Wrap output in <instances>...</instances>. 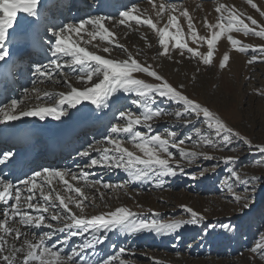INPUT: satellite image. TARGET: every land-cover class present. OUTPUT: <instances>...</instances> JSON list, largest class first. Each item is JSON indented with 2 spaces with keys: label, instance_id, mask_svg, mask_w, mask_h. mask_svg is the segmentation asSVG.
Listing matches in <instances>:
<instances>
[{
  "label": "rangeland",
  "instance_id": "rangeland-1",
  "mask_svg": "<svg viewBox=\"0 0 264 264\" xmlns=\"http://www.w3.org/2000/svg\"><path fill=\"white\" fill-rule=\"evenodd\" d=\"M74 2L69 0L60 1L63 5L70 4L69 6H73ZM111 2L117 7L116 11L112 13L114 18L109 19L111 21L104 19L105 27L114 34L110 41H105L99 36L93 38L83 30L80 34H70L69 41L74 40L80 46L85 47L86 50L105 58L123 61L131 55L142 65H151L173 86L183 84V91L186 95L216 111L228 127L239 132L253 146L264 145V95H262L264 93V54H260V59L256 62L248 63L257 55L252 49L264 47V38L251 33L245 35L243 32H225L214 46L212 64L205 66L200 58L192 57L186 49L184 55L181 56L180 49L173 47L174 41L169 43V56L171 59L160 55L162 49L159 45L158 33L147 25H137L135 21H128L124 25L119 23L121 19L119 12L125 8H120L118 3H122V6L124 5L126 8L136 6L143 18H151L158 28H163L167 24L169 15H175L178 17L177 22L182 32V41L195 49L197 44L193 42L188 34V18L181 15V12L185 9L188 11L193 26L200 36L210 34V29L204 23L205 18H207L210 25L217 23L218 14L215 9L220 4H225L229 8L235 6L237 13H243L244 16L251 15L258 21V24L264 25V17H260L247 3V0H118L117 2L112 0ZM253 2L264 10V0H253ZM162 3L166 5L175 4L176 10L165 9L164 13L157 15L159 6ZM91 5H93L95 12L100 13L94 12L95 14H91V10L89 12L86 5L84 9L80 6L81 13L86 12V14L77 21L71 17L68 18L70 19L69 24L71 21L76 24L86 17H111L107 15L110 10L102 7V5L111 7L109 2L100 1L99 3L98 0H94ZM102 12L106 13L103 14ZM86 27L88 31L92 30L90 25ZM169 30L173 33L177 31V29L171 27H169ZM256 30H259V28ZM229 35L240 43L249 46V51H237L236 49L239 48L240 44L232 46L228 41ZM81 36L83 39H81ZM105 48L109 51L105 52ZM198 50L206 54L208 50L206 42L201 44ZM225 53L229 54L230 60L227 66L221 69L219 64ZM67 71L71 72L73 74L71 76L76 78H66L61 82L51 80L44 82V84L41 83L46 88L45 91L53 94L68 93L72 87H89L102 78L94 76L93 81L86 82V77L84 81H81L78 80L72 69L67 68L64 70L66 74H68ZM133 75L135 78L143 79L147 83H156L153 78L145 73H133ZM70 84L72 85L70 86ZM34 88L36 90L44 89L39 85ZM122 95L127 96L125 101L129 104H125L126 106L121 111L131 109L134 115L142 112V109L131 103L133 99L137 98L134 94H125L122 91L116 94L117 97ZM23 100V103H30L31 95L27 93ZM54 103L55 100L49 101L48 105ZM111 104L110 100L108 106ZM112 105L114 106V104ZM88 106L87 111L91 115L104 112V118H97L105 119L108 123L115 116L118 109L113 107L110 110L112 113H109L107 107L97 108L91 104ZM82 107L83 105L80 107L79 112H83ZM152 107H159L165 109L168 113H173V115L165 114L155 117L150 121L153 125V134L159 133L162 137L171 139L167 136V133L172 130L176 132L177 140L191 136L193 137L192 142L179 145V147L184 149L185 152L204 153L212 158L208 159L205 155L181 158L178 149L170 147L169 150L175 153L174 157L169 160L170 164L175 168L177 162H179L183 172L181 173L177 168V176L164 178L163 187L156 186L155 180L145 179L140 182H131L122 169L113 172L99 167L98 169H85V171L91 173L89 180L102 179L110 181L113 185L124 183V186L105 189L97 184L94 187H85L82 182L74 181V183L71 176L68 177V180L72 181L74 186L81 187L89 197L87 203L90 206H86L84 211L87 216L98 215L116 207L125 206L144 217H151L152 212H155L159 214L157 218L164 221L191 220V215L182 207L188 206L199 213L203 219L196 225L187 224L177 233L170 235H154L149 232L126 235L115 231L111 232L108 240L103 245L90 250L91 259L88 264H97L105 257L113 255L120 247L125 248L127 252L122 256H118V259L113 261L112 264H120V260H123L124 264H264V257L251 250L262 242L261 238H264V155L258 153L255 147L249 149L244 140L236 138H233L232 144L229 146L231 150L206 146L205 139L214 138V135L205 124L193 120V123L186 127L182 119H177L174 116V113L179 110V106L170 104L167 101H162ZM107 113H109V116L106 115ZM115 122L120 123L118 126L127 124V120L119 119ZM193 128H199L201 135L198 136ZM64 130L68 131L69 129L65 128ZM137 130L146 133L142 125L138 126ZM121 137L123 138V147L135 155H143L135 147V144L128 139L127 134H123ZM102 143L97 148L101 149L103 145L104 148H112L108 142L103 141ZM161 155L163 158H168L165 153H161ZM227 157L234 158L235 162L225 163ZM85 163L86 161L80 165L83 166ZM233 169L240 176L239 182L231 176ZM71 171L79 175L80 169L76 167ZM249 179L253 180L251 187L254 191L245 192L243 181ZM229 186L232 187V191H228ZM93 188H97L98 192L93 191L90 193ZM62 192L64 195H68L65 190H62ZM234 194L242 197L245 195L253 196L255 197V203L252 204L250 200L247 201L252 206L244 209L242 205L246 201L243 199L239 202L235 201ZM101 195L103 199L100 198ZM70 207L79 214V210L73 205H70ZM0 219H3L2 212H0ZM49 222L53 225H59L52 221ZM231 226H235L234 230ZM46 229L48 230V228ZM61 236L62 239L60 237V240H53V243L49 242L48 244L56 245L64 239V234ZM28 238L32 239V236L29 235ZM81 240V237H73L70 243L65 245L59 243L57 247L61 248L64 258L67 259V256L72 254V248L78 246ZM16 241H20V245H17V247L22 246L23 238L16 239ZM35 242L33 240V243ZM112 245L116 247L113 248ZM12 247L13 244L7 241L5 248L11 249ZM24 247L26 248V246ZM261 251H264V248ZM22 253L26 255V252ZM3 254L10 255V252L6 250ZM0 264H5V262L0 259ZM64 264L66 263L64 262Z\"/></svg>",
  "mask_w": 264,
  "mask_h": 264
},
{
  "label": "snow or ice",
  "instance_id": "snow-or-ice-1",
  "mask_svg": "<svg viewBox=\"0 0 264 264\" xmlns=\"http://www.w3.org/2000/svg\"><path fill=\"white\" fill-rule=\"evenodd\" d=\"M247 3L260 17H264V10L257 3L253 0H247ZM58 6L53 3L51 8H45L43 0H0V82L7 83L15 78L16 62L12 60V51L8 44L12 38V33H15L17 28L20 27L21 20H24L31 28V31L25 28L18 33L25 42V47L43 49L45 47V37H47V48L51 54L47 65L32 63L29 66V71L36 77L33 80L34 84L45 80L51 81L57 73H64L65 67L73 71L79 70L76 74L78 80L81 81H84L85 77L86 82L93 81L94 76L102 78L83 89L72 87L68 93H45L44 96H36L38 101L55 100L52 106H37L29 110L21 109L18 111V106L23 103V100L12 99L9 105H0V123L11 124L15 121H23L25 117L38 118L40 121L51 117L59 121L68 114L69 110L76 109L79 111V106L84 102H88L97 108L108 107L110 100L112 104H116L119 99L116 94L120 91L125 94H134L137 98L133 99L131 103L142 109V112L134 115L131 109L117 111L116 117L127 120V124L124 126L112 125L110 127L109 135L105 136L104 140L112 145L111 149H100L90 144L77 153L79 157L87 158L83 166L79 164L76 166L80 169L79 175L70 169L42 168L33 171L30 176H26L17 182L7 179L0 171V204L3 205L0 208V212L3 214V219H0V233H2L0 234V259L5 264H16V254L20 252H26L23 264H64V253L61 248L54 244H47V241L55 236L57 232L64 234V239L59 242L60 245L69 243L73 237L82 238L81 243L72 248V254L67 256V261L71 264H88L91 259L90 250L103 245L108 240L111 232L115 231L126 235L140 232L170 235L177 233L187 224L196 225L203 219L199 213L188 206L182 207L191 215V220L164 221L158 219L159 214L155 212H152L151 217H144L125 206L116 207L98 215L87 216L84 211L86 206H90L87 203L89 197L81 187L74 186L68 180V177L71 176V180L82 182L85 187H94L99 184L105 189L121 188L124 183L113 185L110 181L102 179L89 180L91 173L85 171V169L97 167L113 168L122 169L131 182H140L145 179L155 180L156 186L163 187L164 178L177 176V168L181 173L183 172L179 162H177L175 168L170 164L169 160L175 155L169 150L170 147L177 148L181 158L206 156L204 153L185 152L184 149L179 147V145L192 142L193 137L191 136L177 140L176 132L172 130L167 133V136L171 139L162 137L159 133L153 134V125L150 121L165 114L173 115V113L166 112L165 109L152 107L162 101L179 106V110L174 113V116L177 119H182L186 127L195 120L205 124L211 130L214 138L205 139L206 146L231 150L229 146L232 144L233 138H236L244 140L249 149L255 147L258 153L264 155V145L253 146L239 132L228 127L216 111L186 95L183 91V84L173 86L151 65H142L131 55L123 61L105 58L86 50L78 42H70L68 39L70 34H80L82 30L93 38L99 36L105 41H110L114 34L105 27L104 17H86L76 24L57 26L53 23V20L56 18L54 9ZM153 6L155 7V4ZM165 9L175 11L176 5L160 4L157 15L164 13ZM215 11L218 14L217 23L210 25L207 18L204 21L205 26L210 29L208 36L198 34L186 9L181 12V15L188 18V34L193 42L197 44L195 49L182 41V32L177 22L178 17L175 15H169L167 24L163 28H158L151 18H143L140 10L133 5L119 12L121 17L119 23L124 25L128 21H135L137 25H147L158 33L159 45L162 49L160 55L171 59L169 56V43L174 41L173 47L180 49L181 56L184 55L186 49L192 57L200 58L205 66L212 64L214 46L225 32H243L245 35L251 33L264 38V25L258 24V21L251 15L244 16L243 13H237L235 6L229 8L225 4H220ZM45 12L50 14L44 15ZM18 13H23L25 16L18 19ZM107 19H112V17ZM89 25L91 31H88L86 27ZM169 27L175 28L177 31L173 33L169 30ZM257 28L259 30H256ZM81 39H83L82 36ZM228 41L232 46L240 44L239 48L236 49L237 51H249V46L240 43L231 35L228 36ZM205 42L208 49L206 54L198 50L199 46ZM104 51L108 52L109 49L105 48ZM252 51L256 52L257 55L248 61L250 64L260 59V54H264V47L252 49ZM229 60V54H223L219 67L221 69L225 68ZM133 73H145L153 78L156 83H147L143 79H137ZM27 91L25 89V92ZM141 125L146 133L137 130V127ZM193 131L198 136L201 135L199 128H193ZM121 134H127L128 139L135 144V147L143 155H135L123 147ZM93 151L97 152L98 155L92 156L91 152ZM161 153L167 154L168 158H163ZM16 155L17 153L14 151L0 152V165L7 167L9 164L15 163ZM206 158L211 159L212 157L206 156ZM234 162L235 160L232 157L225 158V163ZM231 176L234 180L240 181V176L235 169L231 172ZM53 181L62 184L68 195H61L56 190ZM252 183V179L243 181L245 192L254 191L251 187ZM228 191H232L231 186H229ZM100 198L103 199V196L101 195ZM233 198L237 202L242 199L245 200L246 202L242 205L244 209L252 206L247 201L250 200L252 204L255 203V197L253 196L245 195L242 197L234 194ZM10 200L14 202L9 204ZM70 205L78 209L79 214L73 211ZM49 221L62 226L55 227ZM15 223L24 226L26 231H21L19 227L13 226ZM45 227L49 231L31 232L33 228L41 229ZM231 227L234 230L235 226ZM13 234L17 240L23 238L22 246L13 245L11 249H6V238ZM30 234L32 239L28 238ZM33 240L36 242L33 243ZM261 241L251 250L264 257V251H261L264 248V238H261ZM111 247L115 248L116 246L112 245ZM6 250L10 252V255L3 254ZM126 252L125 248L120 247L113 255L105 257L97 264H112L113 261L118 259V256H122ZM120 264H124V261L120 260Z\"/></svg>",
  "mask_w": 264,
  "mask_h": 264
},
{
  "label": "bare ground",
  "instance_id": "bare-ground-1",
  "mask_svg": "<svg viewBox=\"0 0 264 264\" xmlns=\"http://www.w3.org/2000/svg\"><path fill=\"white\" fill-rule=\"evenodd\" d=\"M43 4H45V0H43ZM76 5H78L77 3H76V1L74 2V4H73V6H76ZM85 8V6H82V9H84ZM23 16H25V14H23V13H18V19H20L21 17H23ZM30 19V18H29ZM25 28H27L28 29V31H31V28L29 27V25L24 21V20H21V24H20V27H18L17 28V30H16V32L15 33H12V38L10 39V41H9V44H8V46H9V48L11 49V51H12V54L14 53V51L16 52L18 49H17V47L19 46V43H15L14 44V41H13V39L16 37V36H14V35H17L18 33H20L21 31H23ZM11 31V30H10ZM72 42H74V40L72 41ZM49 63V62H48ZM47 65V64H46ZM65 69H67V67H65ZM64 69V70H65ZM68 72V71H67ZM28 75V73L26 74L25 73V75H24V79H26V76ZM66 78H70V79H73V78H76V77H74V76H68V74H66V72H64V73H57L54 77H53V79H52V81H57V82H61V80H66ZM75 88H78V89H83L82 87L81 88H79V86H76ZM18 92H20V90L18 91ZM44 94L45 93H43V94H40L39 96H44ZM48 102L49 101H47V100H42V101H38V102H34V104H35V106L34 107H32V108H35V107H37V106H52V105H48ZM90 103H88V102H84V104H82L83 105V107H82V110H83V112H80L79 114H77V115H80V114H85V115H90L89 113H88V111H87V109H88V105H89ZM81 105V106H82ZM4 106H6V105H4ZM81 106H79V107H81ZM114 106L111 104L110 106H108L107 108H108V110L109 111H107V110H105V111H107V112H109V113H112V112H110V110L113 108ZM32 108H25V110H29V109H32ZM93 108V107H92ZM97 109V108H96ZM21 110V109H20ZM73 110H75V109H73ZM93 110H95V109H93ZM92 110V111H93ZM18 111H19V108H18ZM98 111V110H97ZM79 112V111H78ZM109 113H107L106 115L107 116H109ZM95 114V113H94ZM93 114V115H94ZM104 115H105V113L103 112V113H101V114H97L96 115V117L95 118H97V117H102V118H104ZM106 116V117H107ZM69 117V114H67V115H65V117H63L61 120H59V121H57V120H55V119H53V118H51V117H49L48 119H46V126L45 127H39V126H37V125H35V121L36 120H39L38 118H34V117H25V118H23V121H15V122H12L11 124H5V123H0V137L1 136H3L2 134L4 133V132H8L9 134L12 132V131H14V130H20V129H26L27 130V132H30V133H32L33 135H36V140H39V143H41V144H43V143H46V140H44V137H45V135H49L50 136V138H49V140H51V141H56L57 143H59V142H61V141H64L66 138H68L69 136H70V133H71V131L72 130H74V129H76V127H73V128H71L70 130H68V131H65L64 129L66 128V126H65V124H64V121L65 120H68V122L69 121H71L72 119H67ZM87 119V118H86ZM90 119V118H89ZM105 120V119H104ZM107 120V119H106ZM19 122V123H18ZM108 123V122H107ZM34 139V138H33ZM0 143H3V142H0ZM14 152H16L17 153V155H16V157H15V162L16 161H18V160H21L22 161V163L21 164H23V162L25 161V160H27L28 158H29V153H30V151L28 150V149H17V150H13ZM33 152L31 153V157L33 156ZM30 157V158H31ZM68 162H70V161H68ZM15 163H13V164H9V165H14ZM8 165V166H9ZM2 166H4V165H0V168H2ZM98 168V167H97ZM16 170V168L15 169H13V172ZM12 172V173H13ZM55 183H57L56 181H53V184L56 186H58V185H61V186H63L62 184H55ZM58 187H60V186H58ZM57 187V188H58ZM14 201H9V204H12ZM2 204H0V206H1ZM53 222V221H52ZM55 224H57L56 222H54ZM13 226H15V227H19L20 229H21V231H26V229L24 228V226H22V225H19L18 223H15ZM55 227H61L62 225H54ZM41 229H43V230H46V231H48L47 229H46V227L45 228H41ZM41 229H35V228H33V229H31V232H38V231H40ZM31 235V234H30ZM61 235H63V233H59V232H57L56 233V235L55 236H53L50 240H48L47 241V244L49 243V242H52L53 243V240H60V237H61V239H62V236ZM6 240L7 241H9L11 244H13V245H15V246H17V245H20V241L18 242V241H16V239H15V237H14V234L12 235V236H9V237H7L6 238ZM17 242H18V244H17ZM57 243V242H56ZM57 244H59V243H57ZM57 244H56V246H57ZM65 245V244H64ZM94 253V252H93ZM24 254L22 253V252H20V253H17L16 254V264H23V260H24ZM64 262L66 263V264H68V263H71V262H69V261H67V259H65L64 258Z\"/></svg>",
  "mask_w": 264,
  "mask_h": 264
}]
</instances>
